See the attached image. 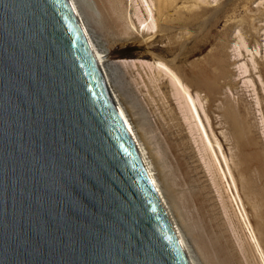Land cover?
<instances>
[{"label": "water", "instance_id": "obj_1", "mask_svg": "<svg viewBox=\"0 0 264 264\" xmlns=\"http://www.w3.org/2000/svg\"><path fill=\"white\" fill-rule=\"evenodd\" d=\"M0 264H190L69 0H0Z\"/></svg>", "mask_w": 264, "mask_h": 264}, {"label": "bare ground", "instance_id": "obj_2", "mask_svg": "<svg viewBox=\"0 0 264 264\" xmlns=\"http://www.w3.org/2000/svg\"><path fill=\"white\" fill-rule=\"evenodd\" d=\"M69 2L157 192L167 209L190 264H238L224 244L205 237L203 232L196 230L199 222L191 223L192 219L187 213L188 211H185V209L193 207V203L197 204L196 198L194 202H191V198L186 192L176 189L177 185L184 186L185 183L191 182L187 178L189 170L180 171L177 165L181 166L180 159H183L182 156L186 152V150L181 152V147L186 146V149L194 150L193 144L197 149L194 157H197L200 165L211 174L212 181L218 187L220 195L227 194L234 216L246 236L244 240L247 239L242 243H248L250 248L252 247V249H248L254 251L258 264H264V239L262 238L264 224L257 228L252 224L237 179L238 177L240 180L242 190L244 189L250 197L252 202L249 203L252 204V209L264 221V162L261 155L256 152L255 139L251 135L249 126H246V121H243L239 130L233 129L227 113H224L215 116L217 124L221 127L219 128L220 135H218L210 113L212 107L210 88L200 78V72H196L192 65H187L181 70L177 65L178 52L171 59L155 52L156 50L171 52L170 40L176 38L184 41V45L181 44L182 49L186 48L184 49L186 50L185 58L189 60L202 52L204 48L202 36L207 28L220 24L223 27L222 34L225 40L220 47L225 50L226 58L222 59L217 56L215 59L219 70L216 75L220 84L218 92L222 95L226 88L238 91V86L241 84V81L238 83V80L243 77L245 89L252 88L249 91H252L255 97V101L252 103L245 100L246 108L255 112V106H257L258 111L263 114L261 117L263 125L261 138L264 146V95L262 94V92L264 93V56L262 55L264 40H260L264 37V0H245L242 5L245 15L241 18L235 15L238 0H103L108 12V20L121 31V34L126 36L127 40H133L140 46L147 45L149 47L150 60H142L139 63L110 59L112 55L110 49H106L96 35L95 24L100 20L102 14L94 0H69ZM255 3H258L256 10L252 8ZM100 22L98 25L102 24ZM157 42L168 44L161 49L157 47ZM190 44L192 45L189 46ZM118 65L130 68L141 67L145 71L148 70L146 71L148 82L144 80L140 71L138 74L141 76L140 79H142L144 87L148 89L147 93L149 97H152L151 100L155 101L154 93L159 94L163 107H165L161 119L166 124L160 123L164 143L155 136L154 130L147 128L141 115L138 112V115L136 114L134 107H129V110L136 118L138 116V124L135 126L129 118L127 109L115 90V86L119 84ZM138 84L140 83L138 82ZM226 99L228 102L226 105L231 110L230 113L239 114L241 106L235 103L237 108L229 97ZM172 101H175L176 105H173ZM227 107L223 105L220 109H227ZM172 121L176 122L177 131H171L170 122ZM226 125H229L228 130L225 129ZM184 126L188 129V134L183 133ZM171 158L177 161L174 162ZM174 164H177L175 166L177 172H181L178 175H182L179 183L176 182L174 173L169 170ZM226 201L225 203H227ZM197 206L196 210L200 214L198 217L203 222L205 219L203 209L198 204ZM228 210H230L229 207ZM259 217L257 218L260 220ZM202 227L206 229L207 224L206 227ZM240 240L236 242L241 244ZM241 247L239 246V248ZM244 247L242 248L245 249ZM242 250H240L241 253L244 252ZM246 252L249 253V251H245L244 254ZM249 255L254 257L252 253Z\"/></svg>", "mask_w": 264, "mask_h": 264}, {"label": "rangeland", "instance_id": "obj_3", "mask_svg": "<svg viewBox=\"0 0 264 264\" xmlns=\"http://www.w3.org/2000/svg\"><path fill=\"white\" fill-rule=\"evenodd\" d=\"M94 1H95L96 5L98 6L97 8L99 9L100 14H102L99 18L100 20L98 19L99 21H97V23L95 24L96 25L95 31L97 32L96 35L99 37L101 43L105 46V48L108 50L110 49V51L112 53V55L110 56V59H113V61H122V60L136 61L137 63L141 62L142 60H145V61L150 60V56H149L150 49H149V47L147 45L140 46L138 44V42H135L133 40H127L126 36H123L121 34V31L117 27H115L111 23V21L108 20V12H107V9L105 8L103 0H94ZM222 1H224V0H222ZM244 2H245V0H238V2H237V6L235 8V15L238 18L244 17V15H245L243 7H242ZM257 5H258V3L253 4L252 8L253 9L255 8L254 10H256ZM98 22H100L102 24L98 25ZM222 32H223V27L220 24L217 25L216 27L207 28V30L204 32V34L202 36L204 48L200 54L193 57L194 59L191 58V59L187 60L185 58L186 50H184V49H186V48L182 49V47H183L182 45H184V41L176 39V38H172L170 40L169 46H170V48L172 47L171 52H169V53L166 51L162 52V50H156L155 52L162 55L163 57H165L167 59H171V58H173L174 55L179 53V58H178L179 60L177 62V65L181 68V70H183V68L186 67L187 65H192V67L195 69L196 72H200V78L202 80H204L205 84L210 88V99L212 102L211 103L212 107L210 108V113L213 117V126H214L217 134L220 135L219 131H221V130L219 128H221V127H219V124H217V120H216L215 116L227 113L228 119H229L230 123H232L233 129H235V130H239L240 124L243 121H246V126H249L251 135L255 139V143H256L255 149L257 150V151L255 150V151L261 155L262 160L264 162V146L262 145V138H261L262 127H263V125L261 123V117H263V114L258 111L259 108L257 106H255V112L254 111L252 112V110L249 111L245 105L246 104L245 100L248 102H251V103H252V101L253 102L255 101L254 100V98H255L254 93L252 91L251 92L249 91V90H252V88L245 89V85H243L244 79H243V77H241L238 80V83L241 81V84L238 86V88H239L238 91H234V90H231L230 88H226L227 91L225 89L224 90L225 92L223 91L224 94L221 95L218 92V91H220V88H219L220 84L216 78V75L219 73V70L217 69V66L215 64V59L217 56H220V58H222V59L226 58L225 57V55H226L225 50L222 49V47H220V45H223L225 42ZM220 39H222V40H220ZM106 40H107V42H105ZM260 40H264V37H262ZM115 42H117V43H115ZM108 44H109V46H108ZM124 44H126V45H124ZM166 44H168V43H162V42L156 43L157 47L161 48V49L164 46H166ZM192 44H190L189 46H191ZM200 55H202V56H200ZM262 55L264 56V49H263ZM121 68H122V70H121ZM131 68L123 66V65H120V66L118 65V69L120 70V71H118L119 72V74H118L119 84L115 86V90L117 91V94H119L121 102L123 103L124 107L127 109L128 115L130 116L129 118L131 119L133 124L135 126L138 124V121H137L138 116L136 118V116L133 115V112H131V110H129L130 109L129 107H134L136 114L138 112V114L141 115L145 124L147 125V128L154 130L155 136L159 140L163 141V143H164V135L162 133V127H161L160 123L165 125L166 122H164L161 119L162 112L165 109V107H163V102L160 99L161 97L159 94H155V93H154L155 101L151 100L152 97H149V94L147 93L148 89L144 87L143 81H142V79H140L141 76L138 74L140 71L142 76L144 77V80H146L148 82L147 77H146V71H148L147 69L145 71L141 67H135V68L131 67ZM231 69H233V67H231ZM136 78H138V79H136ZM137 80L140 84H138ZM119 87H121V88H119ZM141 90H143V92H141ZM165 91H166V89H165ZM225 94H227V95L225 96ZM262 94L264 95L263 92H262ZM226 97H229L230 100L234 103V105L239 104L238 106H241V109H240L241 112L239 114L230 113L231 110L227 107L228 102H227ZM240 97H243L244 99H241ZM238 98H240V99H238ZM172 103H173V105H176L175 101H172ZM226 103H227V105H226ZM222 104L225 105L227 107V109H220V107L223 106ZM238 106H237V108H238ZM263 106H264V103H263ZM134 118H135V120H134ZM227 127L229 128V125H226V128H225L228 130ZM170 128H171V131H177L178 127H176V122H173V121L170 122ZM184 129L185 130L183 133L188 134L189 131L185 126H184ZM184 141L186 142L187 140H184ZM193 147H194V150L186 149V146L185 147L182 146L181 152H183V150H186V152H185L184 156H182L183 159L182 160L180 159L181 166L177 165L178 163L176 164L177 168L180 171L182 170L184 172V170L185 171L189 170L187 172L188 173L187 178L191 180V182L185 183L184 186L177 185L176 189L178 191L186 192V194L191 198V202H194V200L196 198L195 202L203 209V212H204V218L205 219L202 222V220L199 218L200 214H199L198 210H196V209H198L197 204L196 205H194V203H193V205L191 204L194 208L191 207L189 209L187 208V210L185 209L186 212L188 211L187 213H189V216L192 219L191 223L192 222H196V223L199 222L198 223L199 226L196 227V230L203 232L205 237L207 236L208 238H211L213 240L219 241L222 244H224L227 247V250L230 253V255L233 257L234 261H236L238 264H247V260H249L248 264H252V263L258 264L256 262L257 259H256L254 251L249 250V249H252V247L250 248L248 243H244V244L242 243L244 241L246 242L247 239L244 240V237L246 238V236L243 233V230L240 226V223L237 222L238 220L235 218L236 216H234L233 208L230 205V202L227 198V194L223 193L225 197L223 195H220L218 187L216 185H214V182L212 181L213 179H212L211 174H209L206 171V169L200 165L199 161H197L198 158L194 157V153H195V151H197V149H195L196 147L194 144H193ZM172 160L174 162L177 161L174 159H172ZM176 165L174 164V166L172 168H170L169 170L172 173H174V178H175L176 182L179 183L182 175H180L181 177L178 175L181 172L180 171H179V173L177 172V169L175 167ZM181 167H182V169H181ZM176 176H178V177H176ZM237 179H238V185H239L240 193H241L242 199L244 201L245 207H246V209L250 215V219L253 222L252 224L254 225L255 228H257L258 226L259 227L262 226L264 224V221H262L261 218L259 217V215L252 209V204L249 203L252 201L250 200V197L245 193L244 189L242 190L241 183H240V180L238 177H237ZM246 195L248 196V198ZM226 199H227V201H226ZM223 200H225L227 203H225V201H223ZM225 206H226V208H224ZM227 206L230 208V210H228ZM195 215L197 217V220H196V217H194ZM256 215H258V216H256ZM257 217H259L261 221ZM201 223H202V225H201ZM206 224H207V227H206ZM202 226H205L206 229L203 228ZM262 238L264 239V234H263ZM189 240L192 242L190 237H189ZM239 240H240L241 244H243V245L238 243ZM236 241H238V242H236ZM237 243L240 244L239 246H242V247L245 246L244 247L245 249H243L242 247L239 248ZM192 244H193V242H192ZM247 245H248V247H247ZM242 249L244 250V252L249 251V253L246 252L244 254ZM240 250H242L243 253H241ZM251 253H252V256L255 257V258L253 257L254 259L251 257V255H249ZM244 257H246V258H244ZM248 258H251V259H248Z\"/></svg>", "mask_w": 264, "mask_h": 264}]
</instances>
